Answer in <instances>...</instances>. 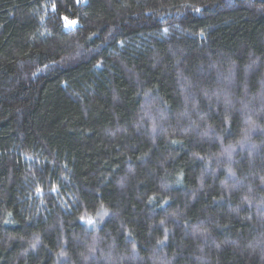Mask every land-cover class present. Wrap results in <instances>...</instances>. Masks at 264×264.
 I'll list each match as a JSON object with an SVG mask.
<instances>
[{
  "label": "trees",
  "instance_id": "16d2710c",
  "mask_svg": "<svg viewBox=\"0 0 264 264\" xmlns=\"http://www.w3.org/2000/svg\"><path fill=\"white\" fill-rule=\"evenodd\" d=\"M0 264H264V0H0Z\"/></svg>",
  "mask_w": 264,
  "mask_h": 264
},
{
  "label": "snow or ice",
  "instance_id": "6c2138e0",
  "mask_svg": "<svg viewBox=\"0 0 264 264\" xmlns=\"http://www.w3.org/2000/svg\"><path fill=\"white\" fill-rule=\"evenodd\" d=\"M74 23V22H73Z\"/></svg>",
  "mask_w": 264,
  "mask_h": 264
}]
</instances>
